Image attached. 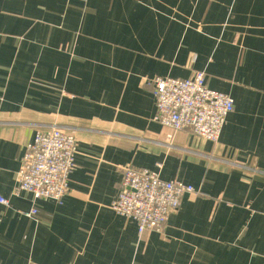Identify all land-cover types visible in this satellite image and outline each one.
Wrapping results in <instances>:
<instances>
[{
  "label": "crops",
  "instance_id": "crops-1",
  "mask_svg": "<svg viewBox=\"0 0 264 264\" xmlns=\"http://www.w3.org/2000/svg\"><path fill=\"white\" fill-rule=\"evenodd\" d=\"M198 72L234 100L217 143L154 121L146 80ZM53 128L75 169L37 200L19 171ZM127 167L195 188L162 233L111 210ZM0 195V264H264V0H0Z\"/></svg>",
  "mask_w": 264,
  "mask_h": 264
},
{
  "label": "built area",
  "instance_id": "built-area-1",
  "mask_svg": "<svg viewBox=\"0 0 264 264\" xmlns=\"http://www.w3.org/2000/svg\"><path fill=\"white\" fill-rule=\"evenodd\" d=\"M146 81L153 87L156 97L155 122L176 133L191 130L206 141H219L227 119L234 111V100L209 89L205 73H195L189 79ZM76 153L77 140L73 134L60 128L37 132L26 146L17 191L30 193L37 200L61 201L69 193ZM122 172L119 194L110 208L117 215L135 221L140 235L162 233L169 217L179 210L182 197L196 193L194 187L165 181L159 173L148 169L127 167ZM0 204L9 206V201L0 195Z\"/></svg>",
  "mask_w": 264,
  "mask_h": 264
}]
</instances>
